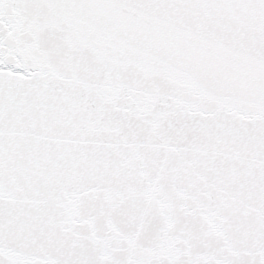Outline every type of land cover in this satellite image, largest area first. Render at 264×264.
I'll use <instances>...</instances> for the list:
<instances>
[{
  "label": "snow or ice",
  "instance_id": "1",
  "mask_svg": "<svg viewBox=\"0 0 264 264\" xmlns=\"http://www.w3.org/2000/svg\"><path fill=\"white\" fill-rule=\"evenodd\" d=\"M0 264H264V0H0Z\"/></svg>",
  "mask_w": 264,
  "mask_h": 264
}]
</instances>
